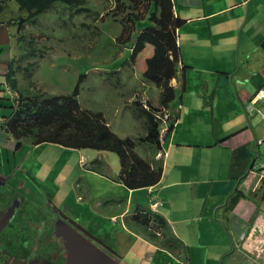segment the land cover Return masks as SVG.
Returning a JSON list of instances; mask_svg holds the SVG:
<instances>
[{
    "label": "crops",
    "instance_id": "obj_1",
    "mask_svg": "<svg viewBox=\"0 0 264 264\" xmlns=\"http://www.w3.org/2000/svg\"><path fill=\"white\" fill-rule=\"evenodd\" d=\"M171 2L174 17L180 20L177 44L182 73L171 82L181 106L178 126L158 148L138 141L146 134L149 120L120 114L107 121L118 137L136 141L135 151L142 159L152 167L162 166L160 184L130 190L118 182L121 161L116 162L110 152L44 144L36 149H56L57 155H47L43 168L51 175L56 171L54 181L59 187L69 186V194L59 197L65 208L60 210L56 204L59 210L54 217L69 216L101 241L104 245L97 246V257L102 256V261L112 255L116 264H264V166L258 159L259 140L264 139V118L258 110L264 112V101L255 98L264 88V0ZM5 5L27 16L12 1ZM62 6L55 4L44 14ZM148 25L144 20L136 30ZM20 32L19 25L0 24V143L11 145L16 143L1 125L2 117L12 113L5 87L10 67L16 70L21 58ZM131 44H121L120 49L129 52ZM120 68L111 85L117 96L111 101L131 108L142 84L130 65ZM90 69L107 76L113 71L108 66ZM32 75L35 79V68ZM14 79L25 92L35 82L20 80L17 71ZM118 87L123 88L118 92ZM152 91V96H160L156 89ZM249 104H253L252 115ZM121 119L124 122L115 126ZM128 119L137 122L140 130L132 134L125 125ZM67 153L71 156L66 161L58 158ZM154 204H158L155 210ZM152 211L164 217L169 228L167 236H160V224L154 223L156 241L140 222ZM78 239L88 246L82 236Z\"/></svg>",
    "mask_w": 264,
    "mask_h": 264
},
{
    "label": "rangeland",
    "instance_id": "obj_2",
    "mask_svg": "<svg viewBox=\"0 0 264 264\" xmlns=\"http://www.w3.org/2000/svg\"><path fill=\"white\" fill-rule=\"evenodd\" d=\"M109 1L100 3L96 0H89V4H87L89 8L94 6L95 11H101L100 16H96L95 22L94 19H88V24L93 25L94 28L83 29L82 22L89 15L75 13L64 4H61L63 5L61 8L36 18L34 25L28 23L26 25L29 27L28 29H25L24 26L20 32V36L23 34L25 41H21L20 44L21 58L19 57L17 62L22 66L17 63L18 78L24 82H29L31 78L35 81L33 87H30L31 92H42L59 97L62 94H72L78 86L81 75H86L88 79L83 81L81 87L79 86L81 90L79 100L82 101L85 109L88 108L87 110L94 113H102L105 121H109L113 116L116 118L120 114L121 117L137 118V112H134L137 110L133 102L129 104L131 106L129 108L120 107L121 105L118 106L111 101L114 96H117L111 87L115 84V78L107 77L105 73L104 75L99 74L94 72V69H90L91 67L108 66L115 70L125 61L117 54L119 46L115 34L118 25L110 18L116 15L117 1ZM12 3L19 9L15 2L12 1ZM145 11V7L140 10L142 13ZM102 15H104L103 18H101ZM3 16H7V18H3ZM14 16L21 15L18 12L13 13L8 5L1 14V19L8 21V18H14ZM108 16L109 18L106 20ZM117 16L119 17L120 14ZM74 24H76V29L73 28ZM53 65L55 66L53 67ZM34 68L35 79L32 75ZM100 69L97 68V70ZM43 80L42 85L37 83V81L42 82ZM1 86L2 83H0ZM122 88L118 87L116 91L119 92ZM123 122L124 120L121 119L115 126ZM125 125L128 128L131 127L132 134L140 130L134 120L128 119V123ZM54 151L48 147L34 149L29 144H23L16 149L15 145L8 142L0 143V222L3 226H14L13 234L20 232L18 236L21 234L26 236L30 242L28 250L32 252L31 255H37L33 243L36 238L44 240L50 247L56 240L63 250L61 252L63 260L59 259L58 264H106L102 259L89 258V261L86 262L76 258L75 250L91 251L90 247L77 241L78 237L84 236L86 241H89L90 238L79 230L80 227L76 228L73 221H69V223L65 219L68 218L67 216L63 215L62 219L54 217L52 206L58 205L60 210L64 209L65 201L62 203L63 205L60 204L59 197L69 194V186L62 188L54 181L57 175L56 171L51 175L46 167L43 168L46 156H53ZM78 154L81 155V152ZM110 154L116 162L120 161L116 153L110 152ZM260 154L258 159L264 166V143L260 146ZM70 156L71 154L67 153L61 158L58 156V158L61 161H66ZM141 156L144 158L145 155L142 153ZM67 182L69 185L71 181ZM93 184L98 185L100 182ZM99 188L102 191L101 186ZM15 197L23 202L21 213L17 211V207L12 202V198ZM68 201L71 202V196ZM53 210L56 212L54 207ZM102 228L99 229L102 230ZM9 234L11 235V232ZM0 242V251L17 254L16 249L8 244L5 237H2ZM16 244L18 246V243Z\"/></svg>",
    "mask_w": 264,
    "mask_h": 264
},
{
    "label": "trees",
    "instance_id": "obj_3",
    "mask_svg": "<svg viewBox=\"0 0 264 264\" xmlns=\"http://www.w3.org/2000/svg\"><path fill=\"white\" fill-rule=\"evenodd\" d=\"M6 1L8 0H0V19L1 14L7 8ZM9 1H14L21 10L27 13L26 17H15L7 21L9 24L19 25L20 31L27 23H32L37 16L45 13L55 4H64L75 13L89 15L82 22L83 29H85V26L88 29L89 27L92 28L93 25L88 24V19H94L95 22L98 15V11L92 9L93 6L90 8L87 6L89 0ZM102 1L110 2L109 0ZM116 1V15L111 16V18L117 25L120 23L118 26H122V35L125 37L124 42H131L135 33L133 51L126 52V56L129 58L128 63L137 66L140 70V78L146 83V90L149 95L155 94L152 91L154 88L160 92V96L156 99L160 98L163 106L176 108L178 106L176 100L178 94L176 95L175 89L170 87V81L181 75L179 67L180 51L177 44V28L180 20L174 17L171 0ZM146 5L148 7L147 18L139 12L140 8ZM3 18H7V16H3ZM144 20L150 22L151 25L138 32L136 27H140V23ZM3 22L4 20L1 19L0 24ZM75 27L76 24L73 25V28ZM20 38L22 42L25 41L23 34ZM122 41L123 38L121 37V40L119 38V42ZM17 70L18 67L15 70L12 65L6 81L20 95L18 100L15 98L8 99L12 113L2 117V131L12 137L19 146L24 142L32 146L51 143L72 150L114 152L119 156L122 165V172L117 180L128 189L138 190L160 184L162 166L151 167L150 163L135 153L137 146L135 140L121 139L107 126L102 113H94L82 107L79 100L80 85H82L86 75L80 77L78 86L72 94L57 97L42 92L23 91L14 79ZM152 110L156 111L157 108H152ZM148 119V133L143 141L159 147V124L155 120L154 113L149 114ZM12 202L17 207V211L21 213L23 202L18 201L17 197L12 198ZM151 217L149 214L140 222L149 228ZM156 218L155 222L160 224L163 235L167 236V221L162 216L157 215ZM13 227L10 225L3 226L0 222V241L2 237H5L8 244L12 245L17 253L31 252L28 250L30 242L26 239V236L23 234L18 236L20 232L13 234ZM9 232H11V235ZM146 235L154 241L157 240V235L153 231L147 230ZM34 241L33 243L37 247ZM16 243H18V246ZM35 251L37 250L35 249ZM39 251L40 256L50 259L51 264H58L59 259L63 260L61 258L63 256L61 254L63 251L62 246L57 241L55 247H47ZM75 256L84 260L86 254L76 252ZM92 257H96L95 259L103 258L102 256L97 257V255H92ZM109 259H104L103 262L116 264L112 255H109Z\"/></svg>",
    "mask_w": 264,
    "mask_h": 264
},
{
    "label": "clouds",
    "instance_id": "obj_4",
    "mask_svg": "<svg viewBox=\"0 0 264 264\" xmlns=\"http://www.w3.org/2000/svg\"><path fill=\"white\" fill-rule=\"evenodd\" d=\"M114 1H116V0H114ZM14 2V1H13ZM19 7V6H18ZM114 7H116V5H114ZM142 7H145V9H146V11L144 12V13H142V12H140L143 16H145L146 18L148 17L146 14H147V5L146 6H142ZM141 7V8H142ZM20 8V7H19ZM141 8H140V10H141ZM21 11H23V10H21ZM105 11H108V9H105ZM47 12V11H46ZM44 14V13H43ZM100 14H101V11L98 13V15L97 16H100ZM108 14V13H107ZM42 15V14H41ZM40 16V15H39ZM39 16H37V17H39ZM19 17H22V16H19ZM19 17H17V18H19ZM36 17V18H37ZM104 17V15H102L101 16V18H103ZM109 18V16L106 18V20ZM111 18V17H110ZM112 19V18H111ZM36 20V19H35ZM35 20L31 23L30 22V24H32V25H34L33 23H35ZM5 21V20H4ZM7 22V21H6ZM2 24H8V22L7 23H5V22H3ZM120 24V23H119ZM118 24V25H119ZM26 25H28V23L26 24ZM130 26V25H129ZM118 27H120V33H116L115 35L117 36V39H116V41H117V43H118V46H119V49L117 50V54L121 57V58H123L121 55H124V57L125 58H127V56L125 55L126 54V52L124 53V51H122L121 49H120V45H121V43H122V45H127V44H130L131 42H132V44H131V51H133V45H134V42H133V38H132V41L131 42H127V43H125L124 42V39H125V37H123V35H122V32H123V28H122V26H118ZM75 29H76V27H75ZM135 34V33H134ZM134 34H133V37H134ZM121 37L123 38V41L120 43L119 42V38H120V40H121ZM122 51V53H120ZM124 58V59H125ZM128 59L129 58H127L125 61H124V63H122V64H120L121 65V68L120 69H122V67L124 66V64H127V65H130L131 67H132V69L134 70V72H135V74L137 75V77L139 78V80H140V85L142 84V90L136 95V97H135V100L133 101V103H134V106H135V108H136V110L137 111H134L135 113H136V116H137V119H140L141 117L142 118H145V119H147V121L149 120L148 119V115L149 114H151V113H154V116H155V120L158 122V124H159V142H160V144H161V142H164L165 141V139L169 136V135H171L172 133H173V131H174V129L178 126V124H179V121H180V113H181V106L180 105H178L176 108H170V107H167V106H163L162 104H161V101H160V98L157 100L156 98L157 97H155V96H152V95H149V93L147 92V90H146V83L140 78V70L137 68V66H135V65H132V64H130V63H128ZM180 62H181V58H180ZM31 65V64H30ZM179 67H180V69H181V71H180V74L182 73V67H181V63L179 64ZM111 70V72L108 74V76L107 77H112V78H115V81H117V77H116V72H117V70H119L118 68H116L115 70L113 69V71H112V69H110ZM139 73V74H138ZM82 76V75H81ZM85 79H86V77H85ZM85 79H84V81H85ZM174 79H176V78H174ZM173 79V80H174ZM171 82H172V80L170 81V87L171 88H173L172 86H171ZM174 89V88H173ZM261 89H264V88H261ZM260 89V90H261ZM259 90V91H260ZM5 91L9 94V96H10V98L11 99H13V98H15L16 100H18V98H19V92L18 91H16L15 89H13L9 84H8V82H7V84H6V87H5ZM258 91V92H259ZM258 92H257V94H256V96H255V98H258V99H260V100H263L264 101V99H262L260 96H258ZM47 95H49V94H47ZM53 96V95H52ZM55 96V95H54ZM61 96H63V95H61ZM254 98V99H255ZM254 99H253V101H254ZM253 101H252V103H253ZM248 106H251L252 107V110L251 111H249L248 110ZM247 106V110H248V113L250 114V115H252L253 114V104H249ZM152 108H157V110L156 111H153L152 110ZM160 109V110H159ZM139 112V113H138ZM260 110H258V114L260 115ZM262 112V111H261ZM262 113H264V112H262ZM261 116V115H260ZM262 117V116H261ZM263 118V117H262ZM3 123V122H2ZM106 124H107V126L110 128V126L108 125V123H107V121H106ZM1 127H2V125H1ZM111 129V128H110ZM112 130V129H111ZM114 133V132H113ZM147 133H148V130H147V132H146V134L145 135H143L142 137H140L139 139H138V141L139 142H146V141H143V138L144 137H146V135H147ZM7 135V134H6ZM8 136V135H7ZM8 137H10V136H8ZM10 138H12V137H10ZM13 139V138H12ZM14 140V139H13ZM14 142H15V140H14ZM16 143V142H15ZM264 143V139H260L259 140V147L262 145ZM23 144H29V143H22L21 145H23ZM44 144H51V143H44ZM44 144H41V145H38V146H32L31 144H29L31 147H33L34 149H36V148H38V147H40V146H42V145H44ZM20 145V146H21ZM54 145H57V144H54ZM16 149L18 148V147H20L17 143H16ZM158 148H160V146L158 147ZM94 151H96V150H94ZM99 152H101V151H99ZM135 153H136V151H135ZM137 154V153H136ZM138 155V154H137ZM139 156V155H138ZM140 157V156H139ZM82 163H84V162H82ZM148 163H150V162H148ZM150 165H151V163H150ZM152 167V166H151ZM93 168V170H97V168H94V167H92ZM262 173L264 174V167H263V169H262ZM143 189V188H142ZM17 200L18 201H20V199L19 198H17ZM53 207L56 209V212H57V210H59L58 208H57V206H52V212L54 213V210H53ZM157 207H158V204H154V205H152V208L155 210V209H157ZM156 212V211H155ZM155 212H153L152 211V213L150 214L152 217H151V222H150V226H149V228H147L146 226H145V230H150V231H153V232H155L156 233V235H157V231H155V228H154V223H156L155 222V219H157L156 218V216L158 215V216H160L158 213H155ZM58 213V212H57ZM155 213V214H154ZM146 216H149V214H146ZM145 216V217H146ZM164 218V217H163ZM68 222L69 221H72V219H70V217L68 216V218H65ZM165 219V218H164ZM166 220V219H165ZM167 221V220H166ZM74 222V221H73ZM70 223V222H69ZM168 223V222H167ZM74 226L76 227V228H78V227H80L79 228V230L81 231V232H83L86 236H88L86 233H85V231L87 232V233H90L93 237H94V235L91 233V232H89L88 230H86V229H84L82 226H80V224H78L77 222H74ZM167 230H168V233H169V228H167ZM167 233V234H168ZM158 236V235H157ZM160 236H163V233H160ZM84 239H86L84 236H82ZM91 240H93V241H95L92 237H90V236H88ZM89 239V241L87 242L88 243V246L87 247H90L91 248V251L90 252H84V251H82V250H75V253L76 252H82V253H84V254H86V256H84L85 257V261H86V259H89V258H93V257H88V256H92V255H94V252H99V247H97V246H101V244L100 243H98L97 241H95L96 243H94L93 241H91ZM96 239V238H95ZM48 240H50V239H48ZM77 241L78 242H80V243H84V242H82L81 240H79V239H77ZM35 244L37 245V247H35V249L37 250V254L38 253H40V251L39 250H42V249H46L47 247H50L49 245H47V244H45V242H44V240H42V239H35ZM55 242H56V240H54L53 242H52V245H51V248L52 247H55ZM85 244V243H84ZM36 252V251H35ZM97 253H96V255H97ZM21 254H32L31 252H27V253H21ZM88 255V256H87ZM76 257V256H75ZM76 258H78V259H80V257H76ZM86 262H88V261H86Z\"/></svg>",
    "mask_w": 264,
    "mask_h": 264
},
{
    "label": "flooded vegetation",
    "instance_id": "obj_5",
    "mask_svg": "<svg viewBox=\"0 0 264 264\" xmlns=\"http://www.w3.org/2000/svg\"><path fill=\"white\" fill-rule=\"evenodd\" d=\"M49 258H43L40 256V253L37 255L31 254H12V253H3L0 251V264H51Z\"/></svg>",
    "mask_w": 264,
    "mask_h": 264
},
{
    "label": "built area",
    "instance_id": "obj_6",
    "mask_svg": "<svg viewBox=\"0 0 264 264\" xmlns=\"http://www.w3.org/2000/svg\"><path fill=\"white\" fill-rule=\"evenodd\" d=\"M258 96H260L262 99H264V89H261L258 92ZM248 110L251 111L252 110V107L251 106H248ZM259 113L264 118V113H262L261 111Z\"/></svg>",
    "mask_w": 264,
    "mask_h": 264
},
{
    "label": "water",
    "instance_id": "obj_7",
    "mask_svg": "<svg viewBox=\"0 0 264 264\" xmlns=\"http://www.w3.org/2000/svg\"><path fill=\"white\" fill-rule=\"evenodd\" d=\"M85 233H86L88 236L92 237L95 241H97V242L100 243L101 245H104L101 241H99L98 239H95V237H93L90 233H87L86 231H85ZM96 253H97V252H94V255H96Z\"/></svg>",
    "mask_w": 264,
    "mask_h": 264
}]
</instances>
